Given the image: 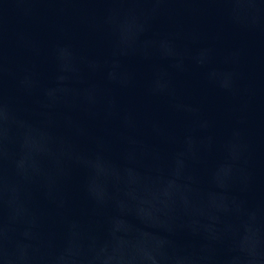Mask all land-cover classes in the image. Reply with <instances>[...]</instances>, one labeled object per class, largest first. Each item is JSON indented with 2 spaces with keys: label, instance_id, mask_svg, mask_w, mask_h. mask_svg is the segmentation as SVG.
<instances>
[{
  "label": "water",
  "instance_id": "1",
  "mask_svg": "<svg viewBox=\"0 0 264 264\" xmlns=\"http://www.w3.org/2000/svg\"><path fill=\"white\" fill-rule=\"evenodd\" d=\"M0 264H46L26 141L1 43Z\"/></svg>",
  "mask_w": 264,
  "mask_h": 264
}]
</instances>
